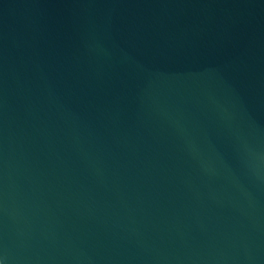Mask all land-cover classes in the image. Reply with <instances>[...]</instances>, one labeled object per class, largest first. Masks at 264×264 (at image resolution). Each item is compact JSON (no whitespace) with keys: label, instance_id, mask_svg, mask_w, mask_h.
<instances>
[{"label":"water","instance_id":"95a60500","mask_svg":"<svg viewBox=\"0 0 264 264\" xmlns=\"http://www.w3.org/2000/svg\"><path fill=\"white\" fill-rule=\"evenodd\" d=\"M0 264H264V0H0Z\"/></svg>","mask_w":264,"mask_h":264}]
</instances>
